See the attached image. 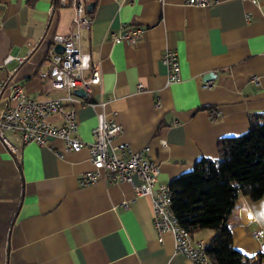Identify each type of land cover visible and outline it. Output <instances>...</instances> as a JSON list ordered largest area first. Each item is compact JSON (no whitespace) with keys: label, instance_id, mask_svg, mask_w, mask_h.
<instances>
[{"label":"crops","instance_id":"0c3cea01","mask_svg":"<svg viewBox=\"0 0 264 264\" xmlns=\"http://www.w3.org/2000/svg\"><path fill=\"white\" fill-rule=\"evenodd\" d=\"M91 1L93 20L81 30V44L100 66L101 81L87 95L73 90L76 99L67 102L85 140L93 139L104 110L123 127L113 142L150 145L158 182H170L200 157H218L220 137L244 132L251 114L264 112V0ZM73 11L61 0H0V80L7 84L0 108L13 83L37 98L68 94L40 71L50 65L52 35L74 27ZM124 22L144 27L138 41L114 40ZM167 47L181 64V79L172 82L162 60ZM49 119L63 121L59 113ZM5 133L19 152L0 137V264H196L175 250L171 231L157 230L150 194H137L128 181L80 182L92 167L88 145L73 150L58 136L40 143ZM229 222L235 246L260 252L264 264V194L239 193ZM192 236L208 244L215 230Z\"/></svg>","mask_w":264,"mask_h":264},{"label":"built area","instance_id":"2783aa9c","mask_svg":"<svg viewBox=\"0 0 264 264\" xmlns=\"http://www.w3.org/2000/svg\"><path fill=\"white\" fill-rule=\"evenodd\" d=\"M73 8L74 27L69 32H55L52 35V43L46 56L50 59V65L40 71L42 76L49 77L58 88L68 90L66 96H53L37 98L29 93L19 83H13L8 97L0 108V137L17 155L16 145L8 138L7 129L19 131L24 142L37 141L46 143L53 136L63 138L69 149L79 150L88 145L92 167L84 170L80 176L82 184H89L100 178L111 181L121 180L133 183L137 194H150L153 203V219L157 230L162 233L171 231L174 235L175 250L190 257L196 264H216L207 250V243L202 239L188 238L175 223L170 213V202L166 198V189L169 182H158L160 172L159 163L149 154L150 145L135 149L128 141L113 142L115 135L122 130V124L112 117L107 116L104 110L99 111V119L93 127V139L85 140L79 133V118L77 109L67 102L76 99L73 90L83 87L87 92L92 86L101 81V68L93 64L91 52L85 50L81 44V30L89 27L92 16L87 10L86 0H61ZM197 5H209L216 0H186ZM259 2L260 0H253ZM120 31L114 34L115 41H138L144 31L139 24L124 22ZM60 43L62 50L56 49ZM14 54H8L6 60ZM23 61L25 56H18ZM162 60L167 65L168 82L181 79V64L178 51L167 47ZM211 82L207 80L205 85ZM4 80H0V96L6 86ZM143 86L142 83L139 84ZM83 102L105 104L102 100L83 99ZM161 104L160 100L156 105ZM211 116L217 113L215 108L210 110ZM59 113L63 121L59 124L52 122L49 117ZM138 179V180H136ZM127 205V202H125ZM262 229H256L254 236L261 237ZM264 247L263 244L261 248Z\"/></svg>","mask_w":264,"mask_h":264},{"label":"trees","instance_id":"16d2710c","mask_svg":"<svg viewBox=\"0 0 264 264\" xmlns=\"http://www.w3.org/2000/svg\"><path fill=\"white\" fill-rule=\"evenodd\" d=\"M218 148V157L202 156L171 178L176 217L191 236L202 227L215 230L207 250L216 264H262L260 252L248 255L235 246L229 214L239 193L264 194V112L252 113L244 132L220 137Z\"/></svg>","mask_w":264,"mask_h":264},{"label":"bare ground","instance_id":"6f19581e","mask_svg":"<svg viewBox=\"0 0 264 264\" xmlns=\"http://www.w3.org/2000/svg\"><path fill=\"white\" fill-rule=\"evenodd\" d=\"M166 198H167L168 202H170V213H171V216L173 217V220L175 221V223L180 227V229H182L184 231L186 237L193 238L186 230H184L180 226V224L178 222V219L176 217L175 211L173 209L172 191H171V187H170L169 184H168L167 189H166Z\"/></svg>","mask_w":264,"mask_h":264},{"label":"water","instance_id":"95a60500","mask_svg":"<svg viewBox=\"0 0 264 264\" xmlns=\"http://www.w3.org/2000/svg\"><path fill=\"white\" fill-rule=\"evenodd\" d=\"M93 5H94V2L91 1V2L87 3V8L91 10L93 8ZM63 48H64V46L60 43H58L56 45V49H58V50H62ZM74 90L78 94H83V95L88 94V92L83 87H76Z\"/></svg>","mask_w":264,"mask_h":264}]
</instances>
